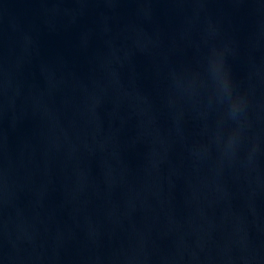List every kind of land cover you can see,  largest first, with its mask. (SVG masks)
I'll return each mask as SVG.
<instances>
[{
  "label": "water",
  "instance_id": "water-1",
  "mask_svg": "<svg viewBox=\"0 0 264 264\" xmlns=\"http://www.w3.org/2000/svg\"><path fill=\"white\" fill-rule=\"evenodd\" d=\"M0 264H264V0H0Z\"/></svg>",
  "mask_w": 264,
  "mask_h": 264
}]
</instances>
